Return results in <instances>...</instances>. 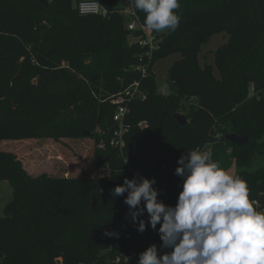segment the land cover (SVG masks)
Instances as JSON below:
<instances>
[{"label":"trees","instance_id":"trees-1","mask_svg":"<svg viewBox=\"0 0 264 264\" xmlns=\"http://www.w3.org/2000/svg\"><path fill=\"white\" fill-rule=\"evenodd\" d=\"M48 1L0 0V140L83 139L90 131L92 172L34 179L0 150V181L13 189L0 217V264H137L139 253L162 242L150 226L138 232L127 193L110 190L125 177H155L158 199L174 206L183 182L177 160L194 149L212 152L226 169L235 164L250 198L264 204V167H255L264 157V0H179V27L149 30L155 50L138 45L145 35L128 30L117 0H94L106 16H81L82 0ZM136 11L145 26L146 13ZM216 34L228 38L215 52L218 77L198 59ZM173 54L181 58L163 94L153 67ZM135 83L145 99L128 104L129 132L121 148L111 147L112 100ZM181 113L185 126L175 118ZM230 135L248 142L237 146Z\"/></svg>","mask_w":264,"mask_h":264},{"label":"clouds","instance_id":"clouds-1","mask_svg":"<svg viewBox=\"0 0 264 264\" xmlns=\"http://www.w3.org/2000/svg\"><path fill=\"white\" fill-rule=\"evenodd\" d=\"M130 2L146 13L149 30L179 27V0ZM177 164L174 174L183 182L174 206L158 199L155 177H125L110 190L115 197L127 193L124 204L137 231L150 226L162 242L159 249L153 243L139 253L137 264H264V204L250 198L247 181L222 167L210 151L191 150Z\"/></svg>","mask_w":264,"mask_h":264},{"label":"rangeland","instance_id":"rangeland-1","mask_svg":"<svg viewBox=\"0 0 264 264\" xmlns=\"http://www.w3.org/2000/svg\"><path fill=\"white\" fill-rule=\"evenodd\" d=\"M41 1V0H40ZM76 0H73V5ZM48 4L49 1L47 0ZM117 6L123 9V16L126 23L131 22L130 0H117ZM148 32L149 29H147ZM151 39L155 36L149 34ZM228 40L226 34H216L206 42L201 49L198 59L201 66L210 64L213 66L214 74H219L215 67V52ZM181 58L179 54H173L167 58L158 60L153 71L156 76L158 91L163 94H169L170 88L167 83L169 70L171 66ZM182 114V113H181ZM86 136L83 139H1L0 150L13 154L21 163L27 174L31 178L41 176L54 178H80L82 173H88L92 170V154L94 150V140ZM89 137V138H88ZM264 167V157L256 160L255 167ZM232 174H236L237 167L235 164L228 169ZM92 172V171H91ZM13 189L8 181H0V217L4 216V207L11 201Z\"/></svg>","mask_w":264,"mask_h":264},{"label":"built area","instance_id":"built-area-1","mask_svg":"<svg viewBox=\"0 0 264 264\" xmlns=\"http://www.w3.org/2000/svg\"><path fill=\"white\" fill-rule=\"evenodd\" d=\"M77 10L81 16H106V10L103 9L101 4L94 0H82L77 5ZM137 9H135L134 4L130 8V18L131 22L128 23L127 28L128 30L135 32V31H142L145 35L143 39L138 40V45L141 47H148L150 50L157 49V41L153 38L151 39L149 34L150 32L147 31L148 28L143 26L139 17L137 15ZM135 98L144 100L145 95L139 93V84L135 83L130 88H128L124 93L119 94L116 96L112 103L117 105V111L115 112L113 119L116 122L118 128L113 132L111 136V140L109 144L111 147L121 148L124 144V136L129 132V125L126 124V116L128 114V104L131 103ZM147 126L146 122H141L139 124L140 128H145ZM106 144L101 141L99 143V149H105ZM166 166H164V169ZM110 172L109 167H105L99 170V173L102 176H107ZM131 221V218H129ZM130 256L136 257V254L132 253Z\"/></svg>","mask_w":264,"mask_h":264},{"label":"water","instance_id":"water-1","mask_svg":"<svg viewBox=\"0 0 264 264\" xmlns=\"http://www.w3.org/2000/svg\"><path fill=\"white\" fill-rule=\"evenodd\" d=\"M41 3L46 7L49 6L47 0H41ZM175 118L178 120L181 126H185L186 124H188V119L184 114H176ZM85 135L90 136V133L86 132ZM226 140L237 146L245 145L248 142L247 138H241L236 135L226 136Z\"/></svg>","mask_w":264,"mask_h":264}]
</instances>
